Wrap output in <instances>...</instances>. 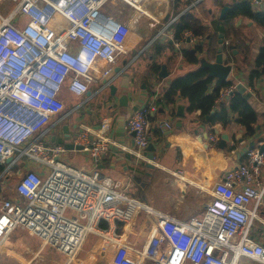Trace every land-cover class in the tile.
Here are the masks:
<instances>
[{"label": "built area", "instance_id": "1", "mask_svg": "<svg viewBox=\"0 0 264 264\" xmlns=\"http://www.w3.org/2000/svg\"><path fill=\"white\" fill-rule=\"evenodd\" d=\"M6 1L13 8L0 16V185L13 169L18 181L14 197H0V249L21 229L57 250L64 264L78 263L90 236L98 254L86 264L104 253L108 264H264V219L257 210L264 197V152L249 150L246 163L213 184L201 212L180 220L127 195L100 172L113 144L109 118L94 133L84 129L70 140L88 156L90 170L65 160L63 144L47 141L66 116L63 89L82 97L96 74L102 80L93 94L112 84L118 73L109 66L137 40L138 23L150 18L149 0H118L131 9L122 22L101 11L109 0ZM234 92L235 86L222 88L216 102ZM149 128L143 112L125 122L138 157L149 144ZM139 218L149 224L148 239L135 247L117 225L123 230ZM257 224L260 240L253 237Z\"/></svg>", "mask_w": 264, "mask_h": 264}, {"label": "crops", "instance_id": "2", "mask_svg": "<svg viewBox=\"0 0 264 264\" xmlns=\"http://www.w3.org/2000/svg\"><path fill=\"white\" fill-rule=\"evenodd\" d=\"M257 3H252V8L264 10V1ZM232 4L233 0H149L145 4V10L150 18H142L138 23L137 40L127 53L120 54L115 63L109 66L112 74H116L114 71L119 68V74L112 82L116 87L114 96L110 95L109 88L93 94L102 80L98 74L94 76L89 95L75 97L63 89L60 98L66 105V116L49 137H55L59 139L58 144H63L66 135L72 140L84 129L94 133L100 120L109 118V134L113 144L99 164L100 172L112 177L119 189L127 195L142 199L177 219L185 220L198 215L210 199L209 191L213 184L222 180L225 172L246 163V154L239 155L242 148L239 140L244 143L254 140L253 149L264 144V76L250 79L255 69L264 27L242 16L227 23L221 21L225 14L220 17L221 9L225 6L230 8ZM105 5L106 3L103 7ZM181 17L190 18L202 26L204 35L198 37L186 31L180 41L174 39V26ZM173 18H176V22L170 26ZM218 23L222 26L221 32L216 30L215 24ZM155 24L158 25L156 29ZM219 34H223L222 56L225 64L232 65L226 86H235V92L236 87L241 86L248 96L244 98L256 113L254 134L251 137L245 135V130L235 122L234 116H231L225 127L221 123L210 125L200 121L199 111L188 113L187 102L180 97L176 98L173 105L159 102L165 89L164 80L157 77L161 65L166 66L171 80L196 71L201 56L209 61L214 59ZM153 35H159L156 43L152 42ZM175 42L178 44L175 45ZM197 46L202 47V52L197 54V63H187L183 58V51L195 53ZM208 49L214 50L213 57ZM99 66L104 69L108 67L103 63H99ZM124 74L129 76L127 83L121 78ZM214 81L212 79L211 89ZM121 99L125 106L120 105ZM222 102L226 104L227 100ZM179 105L183 106V117L176 115ZM135 112H143L150 118L149 138L155 142L156 147L153 161L148 160L144 153L143 157L135 155L133 137L125 129L126 120ZM122 121L123 136L117 137L122 133L119 128ZM164 126L165 130L162 129ZM222 135L228 137L224 150L218 148ZM49 142L55 143L52 140ZM63 157L78 168L90 170L93 167L88 156L80 150H66ZM262 176L264 177V169ZM234 187L236 190L241 189L239 184ZM162 194L165 201L160 203L157 200ZM173 207L176 214L172 212ZM178 209L181 211L177 212ZM257 210L259 217L264 219V197ZM127 227L121 230L124 239L135 246V243L128 240L127 233L131 234L132 230H127ZM140 235L143 239H148L145 233L141 232ZM261 235V228L257 224L253 237L260 240ZM39 243L41 247L37 248ZM7 244L10 245V251L4 249ZM19 245L23 247L22 251L16 248ZM0 252V255L12 257V264L55 262V257L36 237L21 229H16L9 235ZM93 254H98V246L90 247L86 251L84 248L77 264H86ZM52 257L54 260H51ZM57 257L59 260L54 264H64V256ZM108 263L109 255L104 253L93 264ZM240 264L256 263L243 259Z\"/></svg>", "mask_w": 264, "mask_h": 264}, {"label": "trees", "instance_id": "3", "mask_svg": "<svg viewBox=\"0 0 264 264\" xmlns=\"http://www.w3.org/2000/svg\"><path fill=\"white\" fill-rule=\"evenodd\" d=\"M242 16L252 20L259 26L264 27V10H254L250 0H233V4L223 15L221 21L227 23L235 17ZM216 23V22H215ZM217 31H222L220 23L215 24ZM189 31L193 35L202 37L204 29L198 23L193 22L190 18L181 17L174 26V39L180 41L183 34ZM210 51V49H208ZM208 50L206 55L208 54ZM202 52V47L197 46L195 53L184 50L183 58L189 64L197 63V54ZM211 56L214 50L210 51ZM207 70L191 71L183 76L175 77L171 83L163 90L160 97V103L164 105H173L177 97L187 102V112L193 113L199 111V119L210 125L221 123L223 127L227 125L231 116H234L235 122L245 130L246 136H253L254 125L256 123V113L251 108L247 100L239 92L233 95L225 102L216 103L220 89L228 83L223 84L220 88L211 89L212 79L208 78ZM264 76V35L261 46L255 59V69L251 73V78ZM148 121L150 118L147 117ZM2 166H0V171ZM122 224L117 225L118 232L121 231Z\"/></svg>", "mask_w": 264, "mask_h": 264}, {"label": "water", "instance_id": "4", "mask_svg": "<svg viewBox=\"0 0 264 264\" xmlns=\"http://www.w3.org/2000/svg\"><path fill=\"white\" fill-rule=\"evenodd\" d=\"M229 8L227 6L223 7L221 9L220 12V17H222V15L225 13V11H227ZM189 41V38L187 39ZM217 48H216V53L214 56V59L212 61L207 60L204 56H201L198 59V68L196 69V71L199 70H207V77L214 79V85H213V89L216 88H220L223 84L225 83H229V80L227 79L231 70H232V65L231 64H225V61L223 59V34H219V39L217 42ZM114 72H119V68L116 69ZM119 74V73H118ZM158 78H161L164 80L165 84H164V88H166L170 83H171V79L168 77L167 74V70H166V66L165 65H161L160 67V71L157 75ZM122 80L124 81V83L128 82L129 76L124 74L122 77ZM125 85V84H124ZM126 87V86H124ZM109 92L111 96H114L115 92H116V87L114 85H110L109 87ZM236 91L239 92L240 94H242L245 98H247L248 96L244 93V89L241 86H237L236 87ZM87 95H89V92L86 93ZM120 105L121 106H125L126 104L124 103V100L121 99L120 100ZM176 115L179 117H183V106L179 105L176 108ZM99 126H96V129H98ZM120 130H122V133L117 136V137H122L123 136V129H124V122L122 121V123L119 126ZM163 130H165V126L164 128H162ZM64 132H67L66 129H64ZM130 135L133 137L134 133L131 132ZM239 137V136H238ZM52 140L55 142V144L59 143V139L57 138H50L49 136L47 137V141ZM262 138L259 139V141H261ZM228 142V137L227 135H222L221 136V140L218 144V148L220 150H224V148L226 147V144ZM239 143L242 145L241 151L239 153L240 156L245 155L249 150H252L253 148H255V142L254 140H250L247 143H244L241 139L239 140ZM63 145L65 146V149L68 151H72V150H81L80 146H74L71 142H70V138L69 135H66V137L63 140ZM259 153L260 152H264V144H262L259 148H258ZM155 153H156V147H155V142L151 140V138H149V144L148 146L145 148L144 151V155L145 157L150 160L153 161L154 157H155ZM10 161V158L6 159V163H8Z\"/></svg>", "mask_w": 264, "mask_h": 264}, {"label": "rangeland", "instance_id": "5", "mask_svg": "<svg viewBox=\"0 0 264 264\" xmlns=\"http://www.w3.org/2000/svg\"><path fill=\"white\" fill-rule=\"evenodd\" d=\"M12 8H13V4L0 1V16H5L6 13ZM101 11L105 15L113 17L114 19L121 21V22L124 21V19H128L129 15L131 13L130 7L127 6L126 4L118 1V0H109L106 3V5L101 9ZM29 167L30 166L27 165V168H29ZM14 172H15L14 169L9 171L7 173V175L3 178V182L0 185V197H2L4 199L14 197V186H15L16 182L18 181V178L15 176ZM157 201L160 203H163V201H165L163 194L159 196V200H157ZM179 211H181V210L178 209L177 212H179ZM172 212L175 213L174 207H173ZM128 228H130V230H132L131 234L127 233L128 231H126L127 236H129L128 240L132 241V243H135V247H139V246L143 245L146 240L143 239L142 237H140L141 236L140 234L142 232L148 236L147 229L149 228V224L144 223L143 219L139 218L138 220H136L135 223L129 225L127 227V230H128ZM94 246H98V244L96 242V238L94 236H90L84 245L85 251L87 249H89L90 247H94ZM40 247L41 246L39 243L37 248H40ZM43 247L47 248V250L50 251V254L55 257V262L57 260H59V257H57V256H62L57 250H55L52 247H49L46 245H43ZM5 248H6V251L11 249L9 244L5 245L4 249ZM16 248L19 249V251L23 250V247L21 245L16 246ZM54 257H52L51 260H54ZM60 258H62V257H60ZM61 262H62V260L59 263H61ZM12 263H13L12 257H10L8 255H4V254L0 255V264H12ZM40 263L44 264L43 261H40ZM54 263H52V264H54Z\"/></svg>", "mask_w": 264, "mask_h": 264}, {"label": "flooded vegetation", "instance_id": "6", "mask_svg": "<svg viewBox=\"0 0 264 264\" xmlns=\"http://www.w3.org/2000/svg\"><path fill=\"white\" fill-rule=\"evenodd\" d=\"M172 20H173V21H171L170 24H169L170 26L174 25V23L176 22V18H173ZM170 26H169V27H170ZM157 27H158V25L156 26V24H155V29H156ZM155 29H154V30H155ZM153 37H154V38L152 39V42H155V43H156V41H157L158 38H159V35H158V36H157V35H153Z\"/></svg>", "mask_w": 264, "mask_h": 264}, {"label": "bare ground", "instance_id": "7", "mask_svg": "<svg viewBox=\"0 0 264 264\" xmlns=\"http://www.w3.org/2000/svg\"><path fill=\"white\" fill-rule=\"evenodd\" d=\"M0 1L7 2L6 0H0ZM7 3H9V2H7ZM10 4H11V3H10Z\"/></svg>", "mask_w": 264, "mask_h": 264}]
</instances>
